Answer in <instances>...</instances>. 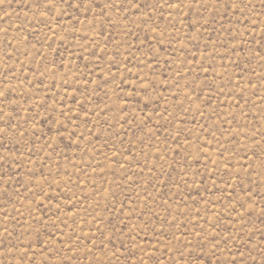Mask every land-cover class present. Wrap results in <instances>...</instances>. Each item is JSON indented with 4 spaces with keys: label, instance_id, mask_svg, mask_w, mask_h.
<instances>
[{
    "label": "rangeland",
    "instance_id": "1",
    "mask_svg": "<svg viewBox=\"0 0 264 264\" xmlns=\"http://www.w3.org/2000/svg\"><path fill=\"white\" fill-rule=\"evenodd\" d=\"M0 264H264V0H0Z\"/></svg>",
    "mask_w": 264,
    "mask_h": 264
}]
</instances>
